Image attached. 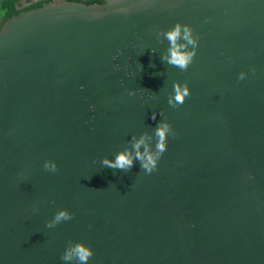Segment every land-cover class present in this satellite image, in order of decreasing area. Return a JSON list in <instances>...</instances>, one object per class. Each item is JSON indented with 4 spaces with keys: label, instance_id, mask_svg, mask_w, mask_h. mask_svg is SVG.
Here are the masks:
<instances>
[{
    "label": "water",
    "instance_id": "95a60500",
    "mask_svg": "<svg viewBox=\"0 0 264 264\" xmlns=\"http://www.w3.org/2000/svg\"><path fill=\"white\" fill-rule=\"evenodd\" d=\"M50 2L0 27V264H78L61 256L77 239L88 264H264V0ZM178 19L201 35L187 71L162 59ZM177 79L191 94L173 106ZM129 87L157 95L141 104ZM160 109L178 135L157 169L101 163ZM61 206L76 214L48 227Z\"/></svg>",
    "mask_w": 264,
    "mask_h": 264
},
{
    "label": "clouds",
    "instance_id": "9594fccd",
    "mask_svg": "<svg viewBox=\"0 0 264 264\" xmlns=\"http://www.w3.org/2000/svg\"><path fill=\"white\" fill-rule=\"evenodd\" d=\"M69 2L83 3L86 5L100 4L106 5L112 3L113 0H99V3L94 0H51L50 3L56 6H61ZM128 7H121L120 11H129ZM210 31V29H209ZM161 34L165 36L169 43L167 51L163 54L162 59L166 60L169 64L177 66L181 71H187L189 65L193 62L200 44L201 35L197 33L194 26L187 21L177 20L174 24L169 25L166 29L160 30ZM136 45L133 44V51L136 50ZM155 51V49H151ZM123 52V48L117 49L116 52L112 53V59L117 60L116 63L112 64L113 70H119L121 64L118 62V56ZM220 55L224 56V50L220 49ZM226 59L232 63H235L233 57L227 56ZM135 65V67H133ZM125 74L129 77L135 76L137 71H142L143 66L135 60L130 54L127 63L124 64ZM252 72L256 71L255 66L251 68ZM248 75V69H241L238 73V81L243 80ZM120 84L124 85V78L121 77ZM86 85L81 83L80 89H84ZM128 96L137 95L139 96L140 103H147L149 98H155L157 93L155 91H148L143 87H129L126 89ZM191 94V85L188 80L177 79L173 81L172 91L168 94V103L173 106H179L186 98ZM88 99L87 96L84 97ZM89 108L93 111L92 119L95 118L96 105L89 104ZM163 109L159 111L153 110L151 117L153 120H157V115L161 116V119L157 120L155 128L152 131H142L138 136H133L131 143L121 148L112 156L104 155L100 158L103 165H108L122 170L130 169L136 160L138 159L141 164V168L146 173H152L158 168L161 157L164 155L168 148L169 136L178 135L177 129L174 127L173 122L163 116ZM85 123H88L86 120ZM154 141V143H153ZM92 163H95V158ZM43 167L45 169L56 171L59 167L57 160L54 158H46L43 161ZM248 175L254 176V173H248ZM34 210H38L35 208ZM75 210L68 206L59 207L53 216L46 221L48 227H52L61 221L69 220L75 215ZM91 227V225H89ZM95 253L94 247L83 239H77L70 241L65 245L63 252L61 253L64 261H76L78 264H88V261L93 257ZM99 264H103L99 261Z\"/></svg>",
    "mask_w": 264,
    "mask_h": 264
},
{
    "label": "trees",
    "instance_id": "16d2710c",
    "mask_svg": "<svg viewBox=\"0 0 264 264\" xmlns=\"http://www.w3.org/2000/svg\"><path fill=\"white\" fill-rule=\"evenodd\" d=\"M25 0H0V12H1V21L0 27L2 26L3 22L10 18L12 15L20 12L21 10L34 8L42 5V3L49 1V0H39L34 1L28 5H24L22 8L19 6L24 3ZM84 1V0H81ZM94 2H99V0H94Z\"/></svg>",
    "mask_w": 264,
    "mask_h": 264
},
{
    "label": "crops",
    "instance_id": "0c3cea01",
    "mask_svg": "<svg viewBox=\"0 0 264 264\" xmlns=\"http://www.w3.org/2000/svg\"><path fill=\"white\" fill-rule=\"evenodd\" d=\"M29 0H25L24 3H26ZM2 17H1V12H0V21H1Z\"/></svg>",
    "mask_w": 264,
    "mask_h": 264
}]
</instances>
